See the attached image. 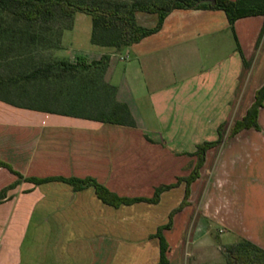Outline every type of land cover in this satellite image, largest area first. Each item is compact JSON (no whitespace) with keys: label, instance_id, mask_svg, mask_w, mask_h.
<instances>
[{"label":"crops","instance_id":"1","mask_svg":"<svg viewBox=\"0 0 264 264\" xmlns=\"http://www.w3.org/2000/svg\"><path fill=\"white\" fill-rule=\"evenodd\" d=\"M83 15L78 13L73 29L63 35L62 49L66 37L78 46L66 61L109 55L106 81L115 87L117 101L129 107L134 125L0 101V161L24 178L92 177L121 197L152 198L137 194L158 188L153 178L162 160L178 162L173 184L187 178L197 162V146L219 140L209 129L241 120L255 102L264 86V16L242 18L231 26L222 10H175L158 33L118 53L92 43V22L84 29L77 24ZM137 19L148 28L157 23L155 15L139 13ZM263 113L264 107L260 125ZM214 151L206 154L187 205L177 214L184 219L174 246L169 244V264H229L226 248L241 239L264 249V202L256 200L264 199V187H233L235 217L228 221L222 213L229 200L220 190L226 167L244 158L247 163L251 155L217 156ZM206 178L208 188L203 186ZM4 190L0 264H158L160 240L155 235L181 204H169L163 216L158 212L161 200L114 208L93 188L76 192L60 182L35 185L0 167V193ZM215 224L223 227L219 234L229 233L225 245L214 240ZM176 230L174 223L164 232L167 241L166 235Z\"/></svg>","mask_w":264,"mask_h":264},{"label":"trees","instance_id":"2","mask_svg":"<svg viewBox=\"0 0 264 264\" xmlns=\"http://www.w3.org/2000/svg\"><path fill=\"white\" fill-rule=\"evenodd\" d=\"M175 10H222L233 26L242 18L264 16V0H0V101L22 109L133 126L129 107L117 101L115 87L106 81L109 55L91 62L59 60L54 55L62 49L63 35L73 29L78 13L92 18L93 44L111 47L120 53L158 33ZM139 13L157 16L156 25L141 26L137 19ZM48 51H51L50 58L45 56ZM263 107L264 86L256 92L255 102L246 115L233 123L230 136L246 129L260 130L259 114ZM226 127V124L219 127V141L198 146L193 154L197 162L190 176L156 188L152 198L121 197L92 177L24 178L1 161L0 167L9 169L19 180L35 185L60 182L76 192L93 188L104 204L114 208L141 202L157 204L163 192L183 181L187 184V200L191 184L200 176L207 151L222 143ZM5 192L0 193V200ZM172 227L171 221L155 235L160 240L158 264H169V244L163 231ZM226 255L229 264H264V249L247 239L226 248Z\"/></svg>","mask_w":264,"mask_h":264},{"label":"rangeland","instance_id":"3","mask_svg":"<svg viewBox=\"0 0 264 264\" xmlns=\"http://www.w3.org/2000/svg\"><path fill=\"white\" fill-rule=\"evenodd\" d=\"M77 24L80 28L84 29L85 27H88L91 25L92 18L90 15L84 14L83 17H81ZM84 18V19H83ZM70 34V33H68ZM68 36V35H66ZM65 41V46L66 48L62 49V51L58 54V51L55 53L54 58L55 59H65V60H70L72 59L73 55H75L76 50H78V46L76 43H70V39L68 40V37H66ZM63 39V38H62ZM83 40V36H82ZM69 42V43H68ZM83 45V43H81ZM51 51H48L45 56L46 58H50L49 54ZM238 117V113H235V117ZM262 121L260 125V130L251 129L249 131H246V133L239 135V138L241 140L233 141L231 142V139L235 136H230V130L233 125V123L229 126L228 123H225L228 125L226 127V134L224 139L222 140V144H219L218 146L214 147L215 151L213 154L219 155L224 152H227L228 155L236 154V155H251V161L247 162L245 161V158L243 161H238L237 166H234L232 164H229L228 168L226 167L225 170V175L223 177V183L220 185L221 191L223 192L221 195H225V197L229 198L227 202L224 204V208L222 213L223 216L226 217V219L232 220L235 217V209L233 205V199H232V193L231 190H233V187L235 186H243V185H251L255 186L258 190L259 187H264V113L262 116ZM220 127V126H219ZM218 130L217 129H209V133H212L213 136L218 137ZM219 141V140H218ZM204 144V143H203ZM202 145V144H200ZM199 146V145H198ZM197 146V149H198ZM162 148H166V146L161 145ZM192 149L195 148L196 146H191ZM167 149V148H166ZM213 149V148H212ZM211 150V149H210ZM209 150L207 151V153ZM253 155V156H252ZM245 161V162H244ZM161 169L158 172V174L153 178L154 181H156L157 187L163 186V185H171L175 181V175L178 173V162L173 161V160H168L164 159L161 161ZM249 167H248V166ZM24 180V179H22ZM206 181V184L204 183ZM208 179H204L203 181V186L206 187L208 185ZM210 185L207 186V188ZM186 188L187 184L185 183L182 187L180 184L176 186L175 188H172L168 191H165L162 193L160 200L161 204L158 209V212H160V216L165 215V212H168V205L175 203V202H180L181 204L184 203L185 201H188L189 199L186 200ZM204 188V187H203ZM139 194L137 195H150L151 197L154 196L155 189L154 190H148L142 189L141 192H138ZM259 196V194H257ZM256 196V197H257ZM261 202H264V199H258ZM255 200V201H256ZM160 202V201H159ZM180 204V205H181ZM17 212H20V209L16 210ZM174 212V211H173ZM182 210L178 211L175 213L173 216L171 214L166 216V224H169L172 221V224L177 223V230L173 231L169 234L166 235L168 237V244L171 246H174L176 239L178 238L180 231H181V223L183 222L184 216L177 215L181 213ZM172 217V218H171ZM162 225V226H165ZM161 226V227H162ZM223 228L220 225L215 224L214 226V240L217 243L218 246L220 245H225L226 241L228 240L229 233L225 234H219V230ZM169 231L168 229L163 231L164 232ZM165 237V236H164ZM166 239V238H165ZM118 249V248H116ZM115 258V257H114Z\"/></svg>","mask_w":264,"mask_h":264},{"label":"water","instance_id":"4","mask_svg":"<svg viewBox=\"0 0 264 264\" xmlns=\"http://www.w3.org/2000/svg\"><path fill=\"white\" fill-rule=\"evenodd\" d=\"M213 4H215V3L213 2Z\"/></svg>","mask_w":264,"mask_h":264}]
</instances>
